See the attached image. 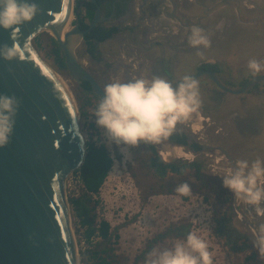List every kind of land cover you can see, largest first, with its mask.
Instances as JSON below:
<instances>
[{
	"label": "rangeland",
	"instance_id": "obj_1",
	"mask_svg": "<svg viewBox=\"0 0 264 264\" xmlns=\"http://www.w3.org/2000/svg\"><path fill=\"white\" fill-rule=\"evenodd\" d=\"M160 1V11L150 14V20L151 24H158L161 30L158 29L156 34L151 35V42L158 41L167 49L166 60L171 69L169 78L163 74L162 58L158 51L149 53L132 46L130 52L133 56L126 57V60L132 59L130 62L133 69L120 67L115 71L110 63L114 62L113 53L119 48L116 40L102 45L110 56L106 61L100 62L87 51L83 40L77 49L78 56L103 87L114 81H123L127 71H135L139 66L145 71L142 76L144 79L151 80L154 76H161L175 81L196 71L198 65L205 62L219 63L223 67L222 76L225 81L238 87L252 73L247 66L250 59L264 64V0ZM73 16L70 27L77 19L76 14ZM194 26L203 29L211 41L210 47H193L189 43ZM51 37L49 32H42L34 43L42 57L58 70L74 93L87 149L91 143L104 144L113 158L112 167L99 192L92 194L96 201V222L102 219L109 221L111 240L106 242L98 234L87 239V227L82 224L71 203L79 264H95L88 257L87 250L96 245L99 249L113 248L111 253L118 264H145L146 256L153 248H170L187 237L172 232L159 238L160 233L175 225L187 223L191 224L190 232H195L207 241L213 264H264V257L255 246L256 258H247L250 251L231 250L215 231V216L225 210L233 213L236 223L248 230L253 239L254 230L264 224V214L258 215L254 207L238 200L223 184V176L229 173L237 160H248L249 163L258 158L264 160V90L261 89L264 88V80L258 83L260 88L243 94L223 93L206 77L197 80L202 106L198 114H193L187 122L178 124L176 129L186 133L193 131V134L201 138L202 143L214 149V153L211 150L192 152L189 148L176 146L167 140L155 145L159 152L168 146L182 147L191 155L187 157L188 161H203L204 174L216 176L224 192H231L232 200L227 202L212 186L204 185L194 170H187L183 174L168 172L165 177H160L147 164L150 153L147 146L141 143L137 147H131L111 141L106 130L96 123L94 111L100 102L98 98H93V104L85 108L87 113L82 114L80 106L83 99L78 98L79 82L72 78L68 69L60 68L55 61ZM135 74L141 77V74ZM220 148L231 154L233 163ZM164 157L167 161L186 158L163 155L162 158ZM76 175V172L73 173V176ZM185 182L191 187V195L187 198L175 191L177 185ZM68 196L70 201L74 198L69 193Z\"/></svg>",
	"mask_w": 264,
	"mask_h": 264
},
{
	"label": "water",
	"instance_id": "obj_2",
	"mask_svg": "<svg viewBox=\"0 0 264 264\" xmlns=\"http://www.w3.org/2000/svg\"><path fill=\"white\" fill-rule=\"evenodd\" d=\"M30 2L39 11L32 21L19 26L15 36L12 29L0 27V48L15 46L20 53L13 60L0 56V94L20 101L11 142L0 148V264H79L66 184L83 165L88 149L76 97L41 56L34 40L49 32L60 44L72 78L88 81L102 99L103 85L77 52L85 33L99 20L100 10L88 29L73 24L64 32L75 14V0ZM188 75L196 80L206 77L234 94L247 93L264 80V73H259L233 87L214 70ZM193 133L187 134L192 137Z\"/></svg>",
	"mask_w": 264,
	"mask_h": 264
},
{
	"label": "clouds",
	"instance_id": "obj_3",
	"mask_svg": "<svg viewBox=\"0 0 264 264\" xmlns=\"http://www.w3.org/2000/svg\"><path fill=\"white\" fill-rule=\"evenodd\" d=\"M38 11V5L30 0H0V27L12 29L11 35L15 36L19 26L32 21ZM189 43L193 47L211 46L209 37L198 26L192 28ZM0 56L13 60L20 58V53L15 46L4 45ZM247 66L253 74L264 71V64L256 59H250ZM103 91L94 111L96 123L117 145L160 144L174 134L178 124L198 114L202 106L199 83L188 74L175 83L161 76L151 80L114 81L106 84ZM19 107L17 97L0 94V148L11 142ZM223 184L238 200L254 207L258 215L264 214V160L258 158L251 163L237 160L223 176ZM175 191L183 196L191 195L187 182L177 185ZM253 235L254 246L264 257V224ZM145 264H213V257L207 241L189 232L186 240L170 248H153Z\"/></svg>",
	"mask_w": 264,
	"mask_h": 264
},
{
	"label": "trees",
	"instance_id": "obj_4",
	"mask_svg": "<svg viewBox=\"0 0 264 264\" xmlns=\"http://www.w3.org/2000/svg\"><path fill=\"white\" fill-rule=\"evenodd\" d=\"M89 4H92L89 2ZM79 7V0L77 1L76 9ZM79 14L78 12H76ZM93 11H89L87 16H92ZM81 26L86 28L88 23L82 22ZM117 30L116 26L111 27L108 30H104L102 27H95L90 33L85 36V43L89 46L87 51L94 54L96 44L93 43L92 38L95 37L97 40H103L113 32ZM52 53L55 57V61L58 63L60 68L66 69L65 56L60 44L51 37ZM210 67L215 71H221L223 67L219 64L206 63L202 66L204 69H210ZM255 74L251 73L250 77L243 80L245 83L249 78ZM257 83L251 90L260 88ZM80 92L78 93L79 100L81 101L80 111L82 114H86L85 110L87 105L93 104V98L100 97L92 91L91 85L88 81H82L79 83ZM218 88V87H217ZM220 89V88H219ZM261 89L264 90L262 87ZM221 90V89H220ZM250 90V91H251ZM223 93L225 91L221 90ZM176 136L179 142H186V132L179 130L172 137ZM144 144V143H142ZM148 146L151 150V156L147 162L149 168H151L160 177H165L168 172H174L177 174H183L187 170H194L197 178L200 179L204 185L212 186L215 191L227 202H231L232 194L231 192H224L223 187H221L220 181H210L209 177L204 174V163L200 159L188 161L183 159H176L173 161H165L156 149L155 145L144 144ZM196 149H200L199 144L194 145ZM113 164V158L111 157L109 151L104 144L96 145L95 143L89 144L87 155L83 165L81 166V176L88 191H85L78 197L71 198V203L74 206L77 216L81 219L84 226L87 227L86 236L90 239L93 235L98 234L104 241L109 242L112 238L111 225L108 220L102 219L96 222V201L93 199L92 194L99 192L101 185L103 184L106 176L108 175ZM209 181H208V180ZM187 198L188 196H184ZM230 206V205H229ZM215 231L217 235L225 240V243L229 248L235 252H248L247 258L254 259L257 255V250L254 248V239L251 233L240 227L234 218L231 211L225 210L219 215L215 216ZM190 223L179 224L174 227H170L166 232L160 233L159 238H163L172 232H176L177 235H187L190 232ZM113 248L104 247L100 248L96 245L92 249H88V257L94 261L95 264H118L112 255L111 251Z\"/></svg>",
	"mask_w": 264,
	"mask_h": 264
},
{
	"label": "flooded vegetation",
	"instance_id": "obj_5",
	"mask_svg": "<svg viewBox=\"0 0 264 264\" xmlns=\"http://www.w3.org/2000/svg\"><path fill=\"white\" fill-rule=\"evenodd\" d=\"M77 1L75 3V14L77 17L75 24H78L82 29L89 28L91 22L96 16L97 10L98 9L100 10L99 20L89 31L85 33V36L97 26L102 27L104 30H108L113 26L117 27V30L113 32L112 35H110L109 37L103 40H97L95 37L92 38L93 43L96 44L94 54L90 53L93 58L97 59L98 62L107 60V58L110 55H108L105 46L102 45L106 42H109L110 40H116L117 44H119L118 45L119 48H117V51L113 53L115 60L113 63H110V66H114L115 71H118L120 67L129 68V69H131L130 67H132L133 69L132 63L130 62L132 59H130L129 61L126 60V57L132 58L133 56V54L130 52L132 46H137L140 50H145L148 51L149 53H155L156 51H158L160 52V57L162 58L161 66H162L163 74L169 78L171 74L170 73L171 69H170V65L168 64L169 61L166 60L167 49L162 44L160 45L158 41L151 42L152 41L151 35L154 33L156 34L158 29L161 30L158 24L153 25L151 24L152 20H150V16H151L150 14L153 13L157 14L160 11L161 8L160 0H79V7L76 9ZM89 2H91L92 4H89ZM90 10L93 11V15L91 17L87 16ZM76 12H78L79 14H77ZM82 22L88 23V26L86 28H83L81 26ZM86 47L87 49H89V46L87 44ZM158 48L160 49L157 50ZM206 63L215 64V62L202 63L201 65H198L196 71L202 70L203 69L202 66ZM206 69L204 68L203 70ZM208 70H213V69L210 67V69ZM223 71L221 70L216 72H218L222 76ZM132 72L141 74V77L137 76L135 73ZM132 72L127 71L125 75L126 76L125 79H123V81L121 82H127L128 80H131L133 78H143L142 76L144 75L145 71H143L139 66L135 71L132 70ZM132 74L134 75L132 76ZM223 77L224 76H222V78ZM177 131H179V129H176L174 134ZM200 139L201 138L196 134H193L192 137H189L188 134L186 133L185 143L179 142L176 136L174 137L171 136L167 140V142L171 144L173 142L182 144L184 145V147L189 148L190 150L191 148L194 149V152H200L202 150H211V152L214 153L213 152L214 149L202 143ZM195 144H199L201 146L200 149H196V147L194 146ZM220 150H222V152L229 158L230 161H232V163L234 162L231 154H229L223 148H220ZM150 156H151V150L149 153V158ZM207 176L210 178L209 179L210 181H220L216 176L215 177L213 175L211 176L207 175Z\"/></svg>",
	"mask_w": 264,
	"mask_h": 264
},
{
	"label": "built area",
	"instance_id": "obj_6",
	"mask_svg": "<svg viewBox=\"0 0 264 264\" xmlns=\"http://www.w3.org/2000/svg\"><path fill=\"white\" fill-rule=\"evenodd\" d=\"M76 172V176H73V173ZM67 180V191L72 197H78L81 195L82 192L88 191L85 182L81 176V169H77L74 171ZM76 182L78 183V187H76ZM72 190L74 192H72Z\"/></svg>",
	"mask_w": 264,
	"mask_h": 264
},
{
	"label": "bare ground",
	"instance_id": "obj_7",
	"mask_svg": "<svg viewBox=\"0 0 264 264\" xmlns=\"http://www.w3.org/2000/svg\"><path fill=\"white\" fill-rule=\"evenodd\" d=\"M74 18V16L71 17V20ZM70 27V23L68 26H66L65 31L69 30ZM41 54V53H40ZM42 56V55H41ZM50 64V63H49ZM51 65V64H50ZM57 72V71H56ZM58 73V72H57ZM58 75L60 76V78L63 80L64 84L66 85V87L71 91L70 87L68 86L66 80L58 73ZM72 93V92H71ZM84 139L85 136L83 135ZM163 153L164 156H169L170 158L173 157H190V153L185 152V150L182 147H176V146H168L167 149L161 151ZM132 195V194H131Z\"/></svg>",
	"mask_w": 264,
	"mask_h": 264
}]
</instances>
